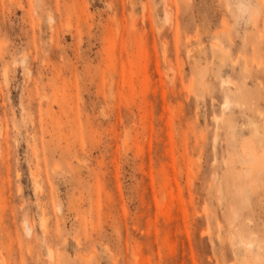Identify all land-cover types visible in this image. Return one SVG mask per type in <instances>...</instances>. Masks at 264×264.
I'll use <instances>...</instances> for the list:
<instances>
[{
  "label": "rangeland",
  "instance_id": "rangeland-1",
  "mask_svg": "<svg viewBox=\"0 0 264 264\" xmlns=\"http://www.w3.org/2000/svg\"><path fill=\"white\" fill-rule=\"evenodd\" d=\"M0 264H264V0H0Z\"/></svg>",
  "mask_w": 264,
  "mask_h": 264
},
{
  "label": "bare ground",
  "instance_id": "bare-ground-1",
  "mask_svg": "<svg viewBox=\"0 0 264 264\" xmlns=\"http://www.w3.org/2000/svg\"><path fill=\"white\" fill-rule=\"evenodd\" d=\"M51 19H52V18H51ZM26 225H27V223H26ZM26 229H27V232H28L29 228H27V226H26ZM29 232H30V230H29Z\"/></svg>",
  "mask_w": 264,
  "mask_h": 264
}]
</instances>
